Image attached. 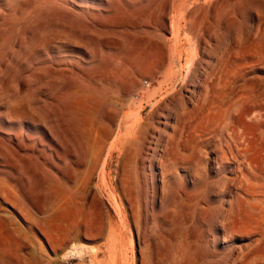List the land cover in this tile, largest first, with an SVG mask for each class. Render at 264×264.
<instances>
[{
    "label": "rangeland",
    "instance_id": "rangeland-1",
    "mask_svg": "<svg viewBox=\"0 0 264 264\" xmlns=\"http://www.w3.org/2000/svg\"><path fill=\"white\" fill-rule=\"evenodd\" d=\"M163 1L0 0V264H264V1L200 0L206 9L195 11L196 0H185L184 9H178L184 0H175L166 30ZM146 12L152 13L148 19ZM128 31L142 46L147 39L171 40L165 43L166 67L178 72L177 92L205 76L222 79L210 105L204 84L194 106L165 93L143 103L144 118L127 138L140 159L130 182L119 150L114 160L106 150L86 179V167L71 164L60 145L75 149L66 128L96 123L115 105L125 122L132 119L130 98H121L111 83L113 68L123 63ZM187 39L188 54L179 62L172 55L175 43ZM196 68L204 74L197 79ZM156 76L141 77L144 89L136 86L131 97L139 100L157 89L164 77ZM89 97L108 99L111 106L86 115L78 108ZM21 107L28 108V118L12 114ZM208 108L206 122H213L192 129ZM242 142L246 151L232 156L230 147ZM17 145L23 150L17 152ZM80 184V199L62 210L60 196ZM138 198L147 210L140 211ZM113 225L121 236L112 246Z\"/></svg>",
    "mask_w": 264,
    "mask_h": 264
},
{
    "label": "bare ground",
    "instance_id": "bare-ground-1",
    "mask_svg": "<svg viewBox=\"0 0 264 264\" xmlns=\"http://www.w3.org/2000/svg\"><path fill=\"white\" fill-rule=\"evenodd\" d=\"M174 1L175 0H165L164 2V5H163V10L162 12L160 13V18L162 19V29L163 30H166V22H167V19H168V14L171 10H175L174 8ZM191 1V0H190ZM194 1V0H193ZM192 1V2H193ZM200 0H196L194 2H196L197 6L195 7V11H202V10H205L206 9V5L202 4L199 2ZM202 1V0H201ZM264 1V0H263ZM189 2V1H188ZM188 2L187 1H183L182 5L178 8V9H184V8H188L189 5H188ZM206 2V1H205ZM230 3V2H229ZM209 5V4H207ZM256 5V4H255ZM195 6V5H194ZM193 6V7H194ZM210 7V6H209ZM230 7V6H228ZM227 8V7H226ZM209 9V8H208ZM259 9V8H258ZM225 10V9H223ZM222 10V12H223ZM180 14V13H179ZM178 14V15H179ZM188 14V13H187ZM222 14V13H221ZM144 15V17L146 19H148L149 17H151L152 13H144L142 14ZM182 18V17H181ZM192 18V17H190ZM180 19V18H179ZM174 20V19H173ZM172 20V21H173ZM193 20V19H192ZM219 21V20H218ZM142 22H145V19H142L141 22H138L137 24H141ZM180 22V21H179ZM178 22V23H179ZM185 22V21H184ZM215 22V21H213ZM177 23V24H178ZM173 26V25H172ZM216 26V25H215ZM177 27V25H176ZM182 25L179 26V29H177V32L178 34H180L181 30H182ZM264 29V28H263ZM158 31V30H157ZM190 31V30H189ZM188 31V32H189ZM259 32V31H258ZM209 33V32H208ZM211 33V32H210ZM169 34V33H168ZM177 34V35H178ZM188 34V33H186ZM193 35V34H192ZM191 35V36H192ZM263 35V34H262ZM261 35V36H262ZM190 36V37H191ZM210 36V35H209ZM216 36V35H215ZM218 36V35H217ZM192 38V37H191ZM190 38V39H191ZM194 38V36H193ZM192 38V39H193ZM198 38V37H197ZM253 38V37H252ZM191 39V40H192ZM257 39V38H256ZM141 39L139 38H135V35L132 33V32H127L126 33V37H125V43H124V55H123V63L119 66V67H115L113 68V76H112V85L115 86L116 90L118 91V94L119 96H121V98H130V107H134V111L131 110L130 113H128V115L130 117H132V119H129L128 122H130V124L128 122H125V119H124V116L121 115V109L118 105H115L114 107H112V109L108 108L109 105L111 106L110 104V101L108 99H103V100H98V99H95L94 97H89L88 100H83L81 103V106L78 108V110H80L82 113H85L86 115H91L93 114V112H97V113H100L101 114V111L103 109H106L108 108V112L106 114H104L102 116V114L100 115L99 119L97 120L96 123H94L93 121H90L89 122H85L84 124H73L71 127H67L66 128V132L68 134V136L66 135V140L69 141L70 138L74 141L75 143V149L71 147H67L65 145H60V148L62 150H65L68 157H69V161L71 164H73L74 166H78V167H81V166H85L86 167V179L90 178L91 175L93 174V172L99 167L100 163H101V160L102 158L105 156L104 155V152L106 150H108V155L107 156H110L112 159L114 158L113 157V153L115 150H119V154H118V158H119V162L121 161L122 164L124 165V169H125V178L127 180H129L128 182H130L131 180V175H132V168H136L138 167V163L140 162V159L137 155H135L134 153V149L133 148H128L127 147V138L131 135L130 133L133 131V127L135 125H138L142 119L144 118L143 117V112L145 110V107L143 106V103H146V102H150L152 101L154 98H156L159 94H163L165 93L166 96H169L171 98V100L173 101L175 98H181L185 101V103L187 105H193L194 106V101L196 100L197 101V98L199 97L200 95V92H201V89H202V86L203 84L205 85L206 87V96L204 98L205 101L209 102V105H210V93H212L218 86V84L220 83L222 77L221 75L219 74H215L214 75V78H211L212 79V82L209 81L208 79V76H205L202 80V82L198 79V83L197 85H194L192 87V89H189L187 87H184L182 89V91L186 90L187 93H189V95H185L183 94V92H177V87H176V81H177V71H175V69L170 65L169 67H166V62H167V53H166V49H165V43L167 41H169L168 39H165L164 42H162L161 44L158 43V42H154L150 39H147L145 40V45L146 46H142V44L140 43ZM176 40V39H175ZM191 40H188L187 41H178L175 43V46H174V50H173V54L177 55L178 56V61L181 62L182 60V57H183V54L186 53L188 54V48H186V45L189 44V41ZM255 40V39H254ZM171 41V40H170ZM194 41V40H192ZM247 41V40H246ZM251 41V40H250ZM256 41V40H255ZM251 43V42H249ZM244 45V44H243ZM242 45V46H243ZM191 46V44H190ZM238 46V45H237ZM241 46V45H240ZM253 46V45H252ZM173 47V46H172ZM231 47V46H230ZM252 48V47H251ZM261 48V47H260ZM194 49V48H193ZM253 49V48H252ZM251 49V52L253 55V51ZM255 50V48H254ZM194 55V54H193ZM242 55V54H241ZM250 55V53H249ZM171 57V56H170ZM175 57V56H174ZM238 57V56H237ZM250 58H253V56H249ZM175 59V58H174ZM171 60V59H170ZM173 60V59H172ZM192 61V60H191ZM233 61V60H232ZM230 60V62H232ZM215 62V61H214ZM213 62V63H214ZM248 62V61H247ZM253 62V61H252ZM118 63V62H117ZM187 63H190V62H187ZM119 64V63H118ZM175 64V63H174ZM173 64V65H174ZM182 64V63H181ZM191 64V63H190ZM200 64V63H199ZM178 65V64H176ZM230 65V64H229ZM103 67H105V63L102 64ZM175 66V65H174ZM182 66V65H181ZM189 66V65H187ZM107 67V65H106ZM181 68V67H180ZM179 68V69H180ZM185 68V67H184ZM183 68V69H184ZM195 68V67H194ZM226 68V67H225ZM189 69V68H188ZM203 69V68H202ZM177 70V69H176ZM182 70V69H181ZM186 71V69H185ZM221 71V70H220ZM246 71V70H245ZM244 71V72H245ZM182 72V71H181ZM216 72V71H215ZM214 72V73H215ZM212 73V72H211ZM158 74H162L163 75V80L159 81V87L157 89H154V90H147V96L145 98H142V99H139V100H136L134 99L133 97H131V93L132 91L134 90V88L136 86H140L142 89H144V85L142 83V80H141V77L143 76H148L149 79H152L153 77H155L156 75ZM180 74V72H179ZM182 74V73H181ZM187 74V72H186ZM184 75V74H183ZM204 74L200 71L199 68H196L192 74V77L193 78H199L200 76H203ZM234 75V74H233ZM242 75V74H241ZM97 76V75H96ZM185 76V75H184ZM187 76V75H186ZM230 76V75H229ZM157 77V76H156ZM180 77V75H179ZM159 78V77H158ZM183 78V77H182ZM230 78V77H229ZM245 78V76H244ZM156 79V78H155ZM161 79V78H160ZM185 79V78H184ZM182 79V80H184ZM181 80V79H180ZM244 80V79H242ZM241 80V81H242ZM240 81V80H239ZM179 82V81H178ZM227 82V81H226ZM249 82V81H248ZM239 83V82H238ZM250 83H253V82H250ZM180 83H178L179 85ZM183 84V83H182ZM222 84V83H221ZM228 84V83H227ZM245 84V83H244ZM242 84V85H244ZM247 84V83H246ZM233 85V84H232ZM231 85V86H232ZM248 85V84H247ZM261 84H259V87H260ZM238 86V84H237ZM240 86V85H239ZM257 86H258V83H257ZM220 87V86H219ZM226 87V86H225ZM257 87V88H259ZM228 88V87H227ZM262 88V87H261ZM225 89V88H224ZM238 89V87H237ZM249 89V88H248ZM77 90V89H76ZM240 90V89H239ZM242 90V89H241ZM252 90V89H251ZM249 90V91H251ZM259 90V89H258ZM263 90V89H262ZM231 91V90H230ZM245 91V90H244ZM261 91V90H260ZM217 92V91H216ZM228 92V91H226ZM240 92V91H239ZM255 92V91H254ZM244 93V92H243ZM242 93V95H243ZM246 93V92H245ZM249 93V92H248ZM214 94V93H212ZM227 94V93H226ZM226 94H224L226 96ZM239 94V93H238ZM259 94V92H258ZM257 94V95H258ZM241 95V93H240ZM239 95V96H240ZM250 96V94H248ZM255 95V94H254ZM164 96V95H163ZM246 96V95H245ZM256 96V95H255ZM259 96V95H258ZM263 96V95H262ZM261 96V97H262ZM159 97V96H158ZM161 97V96H160ZM212 97V96H211ZM214 97V96H213ZM228 97V96H227ZM226 97V98H227ZM232 97V96H230ZM253 97V96H252ZM251 97V98H252ZM106 98V97H105ZM215 98V97H214ZM223 98V97H222ZM238 98V96H237ZM236 98V99H237ZM241 98H243L241 96ZM245 98V97H244ZM250 98V99H251ZM259 98V97H258ZM257 98V100H258ZM162 99V98H161ZM212 99V98H211ZM218 99V97L216 98ZM232 99V98H231ZM234 99V98H233ZM253 99V98H252ZM262 99V98H261ZM214 100V99H213ZM224 100V99H223ZM246 100V99H245ZM231 101V100H230ZM243 101V100H242ZM259 101V100H258ZM157 102V101H156ZM154 102V103H156ZM215 102V101H214ZM213 102V104H214ZM228 102H229V98H228ZM240 102V101H239ZM244 102V101H243ZM247 102V101H246ZM257 102V101H256ZM255 102V104H256ZM112 103V102H111ZM153 103V102H152ZM159 103V102H157ZM78 104V103H77ZM202 104V103H201ZM216 104V103H215ZM214 104V105H215ZM226 104H227V99H226ZM235 104V103H234ZM238 104V102H237ZM243 104V103H240V105ZM251 104V103H250ZM254 104V106H255ZM149 105V104H148ZM207 104H205V102L202 104V106H205ZM217 105V104H216ZM262 105V104H261ZM69 111H72V115H75V111L77 110L76 109V106H75V102H71L69 104ZM208 106V105H207ZM221 106V105H220ZM235 106V105H234ZM106 107V108H105ZM212 107V106H211ZM253 107V106H252ZM251 107V108H252ZM258 107V106H257ZM153 108V107H152ZM155 108V107H154ZM214 109V107H212ZM218 107H216L215 109H217ZM222 108V106H221ZM220 108V109H221ZM226 108V107H225ZM232 108V107H231ZM230 108V109H231ZM240 108H242L240 106ZM238 108V109H240ZM250 108V106H249ZM254 108V107H253ZM263 109V107H261ZM229 109V111H230ZM255 109H258L255 107ZM207 113L204 111V116L203 118L198 121L197 123H195L194 125H192V129H197L200 127L202 128H205L206 127L204 125H201L202 123H205L208 119H209V116H210V112H211V108H208L207 109ZM224 110V109H223ZM242 110V109H241ZM240 110V111H241ZM244 110V108H243ZM247 110V109H246ZM254 110V109H253ZM215 111V110H214ZM220 111V110H219ZM134 112V113H132ZM218 112V111H217ZM236 112V111H235ZM250 112V111H249ZM254 112V111H253ZM29 110L27 107H21V108H12V114L20 119L22 118H28L29 116ZM214 113V112H213ZM223 113V112H222ZM229 113V112H228ZM232 113V112H231ZM237 113V112H236ZM252 113V112H251ZM250 113V114H251ZM134 114V115H133ZM238 114V113H237ZM244 114V113H243ZM249 114V115H250ZM127 115V114H126ZM214 115H217V114H214ZM219 115V114H218ZM248 115V116H249ZM226 116V115H225ZM242 116V115H241ZM245 117V115H243ZM255 116H256V113H255ZM259 116V115H258ZM129 117V118H130ZM231 117V115H230ZM211 118V116H210ZM220 118V117H219ZM228 118V117H227ZM234 118V117H233ZM231 118V119H233ZM237 118V117H236ZM256 118V117H255ZM215 119V118H214ZM205 120V121H204ZM221 120V119H220ZM225 120V119H223ZM243 120V117L242 119ZM240 120V121H241ZM254 120V119H253ZM229 121V119H228ZM227 121V122H228ZM239 121V122H240ZM244 121V120H243ZM242 121V122H243ZM248 121H251L253 122L252 120H249ZM213 122V121H212ZM211 122V123H212ZM222 122V121H221ZM259 122H262V121H259ZM209 122H206V125L208 127V124H211ZM219 123V122H218ZM231 123V122H230ZM235 123V122H234ZM245 123V121H244ZM264 123V122H263ZM262 123V124H263ZM241 124V122H240ZM255 124V123H253ZM215 125V124H214ZM217 125V124H216ZM222 125V124H221ZM246 125V124H245ZM243 125V126H245ZM248 125V123H247ZM252 125V124H251ZM250 125V126H251ZM257 125H260L257 123ZM232 126V125H231ZM237 126V125H235ZM239 126V125H238ZM241 126V125H240ZM239 126V127H240ZM222 127V126H220ZM246 127V126H245ZM252 127V126H251ZM232 128V127H231ZM236 128V127H235ZM255 128H256V125H255ZM258 128V127H257ZM262 128V127H261ZM264 128V127H263ZM262 128V129H263ZM233 129V128H232ZM231 129V130H232ZM260 129V128H258ZM258 129H256L255 132L258 131ZM116 130V133L114 136H112L113 134V131ZM238 129H236L235 131L237 132ZM65 132V133H66ZM100 132L102 133V135H100ZM234 132V133H236ZM255 132H250V133H255ZM259 132V131H258ZM257 132V133H258ZM261 132V130H260ZM264 132V131H263ZM262 133V132H261ZM259 133V134H261ZM242 135V133H241ZM262 135V134H261ZM237 136V135H236ZM258 136V135H256ZM250 137V136H249ZM258 137H261L260 135ZM64 138V139H65ZM243 138H244V135H243ZM242 138V140H243ZM264 138V137H263ZM240 139V138H239ZM253 139H254V136H253ZM260 139V138H258ZM246 141V140H245ZM259 141V140H258ZM41 142V141H40ZM262 142V141H261ZM251 143V142H250ZM259 143V142H258ZM246 143L245 142H242L240 143L238 146H242L241 148L237 147L234 148V146H231L230 147V154L232 156H234L235 152L236 154H238V152L240 150L243 151H246L245 150V146ZM255 145V144H253ZM253 145H252V148H253ZM257 145V144H256ZM255 145V146H256ZM260 145V144H259ZM129 146V145H128ZM264 147V145H263ZM24 147H22L21 145H17L16 147V151L17 152H20L23 150ZM257 148V147H256ZM244 149V150H243ZM254 150V149H253ZM252 150V151H253ZM262 150V149H261ZM264 150V149H263ZM49 151V150H48ZM136 151V150H135ZM179 151V150H178ZM251 151V153H252ZM242 152H240V155L242 156ZM256 152V151H255ZM75 153H80L81 154V157L80 159H75L73 157H76V155L78 154H75ZM137 153V152H136ZM250 153V152H249ZM257 154V153H256ZM264 154V153H262ZM104 155V156H103ZM239 155V154H238ZM255 155V153L253 154ZM260 155V153H259ZM65 157V156H64ZM110 157H107L104 161V169L106 167V163L108 162V159ZM61 159L63 161H65V158H63L61 156ZM207 159V158H206ZM219 159V158H218ZM252 159H253V156H252ZM251 159V162H253ZM111 160V159H110ZM114 160V159H113ZM112 160V163H109L111 164L110 166V173H112L114 171V168H113V161ZM247 160H249L247 158ZM103 161V160H102ZM254 161H256V159L254 158ZM118 162V163H119ZM120 162V163H121ZM262 162V161H261ZM248 163V161H247ZM211 164V163H210ZM209 164V165H210ZM214 164V163H213ZM228 164V163H227ZM249 165V164H248ZM261 166L264 167V165H262V163L260 164ZM257 166V165H255ZM261 166H259L261 168ZM226 167V166H225ZM228 167V166H227ZM109 168V167H108ZM107 168V169H108ZM120 168V167H119ZM123 168V167H122ZM120 169V170H123V169ZM247 168V167H246ZM259 168V169H260ZM219 169V168H218ZM251 169V167H250ZM98 170V169H97ZM101 170V169H100ZM225 170V169H224ZM229 170V169H228ZM247 170V169H246ZM258 170V169H257ZM263 170V169H261ZM119 171V170H118ZM238 171V170H237ZM251 171V170H250ZM254 171V170H253ZM259 171V170H258ZM97 172V171H96ZM99 172V171H98ZM159 172V171H158ZM246 172V171H245ZM263 173V171H261ZM251 173V172H249ZM254 173V172H253ZM101 174V173H100ZM241 174V172H240ZM106 175H107V171H106ZM108 175H109V171H108ZM136 175V174H135ZM231 175V174H230ZM260 175V178L262 177L261 174ZM93 176V175H92ZM112 176V175H111ZM109 177V176H108ZM136 177V176H135ZM153 177H156V173H153ZM107 178V177H106ZM123 178V177H122ZM85 179V180H86ZM252 179V178H251ZM84 180V181H85ZM123 180V179H122ZM112 181V180H111ZM261 181V179L259 180ZM258 181V182H259ZM87 182V180H86ZM125 182V181H124ZM263 182V180H262ZM83 183V182H81ZM106 180H105V184H106ZM260 183V182H259ZM84 184V183H83ZM111 184V183H110ZM129 184V183H128ZM108 185V184H107ZM80 186H82L81 184L79 186H77L76 188L72 189L69 193H64L60 196V199H59V207L63 210V209H67L68 207L70 206H73L74 204H76L77 202V199H80L79 197L80 194H81V190L82 188L80 189ZM231 186V185H230ZM235 186V185H234ZM240 186V185H239ZM223 188V187H222ZM231 189V188H230ZM224 190V189H223ZM261 190V189H260ZM85 191V190H84ZM230 191V190H229ZM83 193V192H82ZM139 194V193H138ZM112 196H114L112 194ZM263 196V195H262ZM116 198V196H114ZM82 199V198H81ZM159 199V198H158ZM116 200V199H115ZM116 202V201H115ZM117 203V202H116ZM138 203H139V209L140 211H142V209H146L147 210V207L145 205V203L138 198ZM117 206L121 209V206H120V203H117ZM250 209V208H249ZM261 209V207H260ZM252 210V208L250 209ZM121 211V210H120ZM139 211V212H140ZM253 211V210H252ZM122 216V215H121ZM261 217V216H260ZM65 221V220H64ZM64 227V226H63ZM261 230V229H260ZM263 230V229H262ZM111 233L113 234V241H112V246L113 244H115L116 242H119V237L121 236V229H120V226L119 225H113L112 228H111ZM260 232H263V231H260ZM259 234V233H258ZM264 238V237H263ZM264 243V242H263Z\"/></svg>",
    "mask_w": 264,
    "mask_h": 264
}]
</instances>
